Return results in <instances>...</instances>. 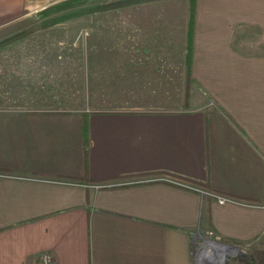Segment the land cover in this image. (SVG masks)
<instances>
[{
    "label": "crops",
    "instance_id": "0c3cea01",
    "mask_svg": "<svg viewBox=\"0 0 264 264\" xmlns=\"http://www.w3.org/2000/svg\"><path fill=\"white\" fill-rule=\"evenodd\" d=\"M48 1L0 0V40ZM170 4L125 14L128 38L156 44L99 34L89 61L46 41L0 45V264L43 251L54 264H196L195 249L213 260L210 238L236 250L264 237V0ZM75 69L98 109L70 107Z\"/></svg>",
    "mask_w": 264,
    "mask_h": 264
},
{
    "label": "rangeland",
    "instance_id": "374dc122",
    "mask_svg": "<svg viewBox=\"0 0 264 264\" xmlns=\"http://www.w3.org/2000/svg\"><path fill=\"white\" fill-rule=\"evenodd\" d=\"M63 0H52L48 2L36 3V4H28L27 10L30 11L31 20L29 25L23 27L18 30L19 33H13L18 35L14 38L6 40V38L1 39L2 44H20L24 43L25 45H33L40 44L46 42H50V44L55 46H63L67 49V55L70 59L74 60L73 62L77 63L81 60H76L81 58L84 53L86 55V60L89 61L90 55L89 51L91 50L90 46L99 44L98 35L104 34V37H112L113 43L117 46H125V45H142L145 44L144 41L149 40V44H156L157 40L155 38L153 32L150 33L148 38L142 37L140 32L133 33L134 37H127L129 30L132 29L131 24L128 25V20H126L127 9L132 7L131 5H138L141 2H146L150 6L155 2H164L168 0H133L127 4H121L115 7H108L106 9H86L88 7L99 6L102 2L113 1V0H71L72 5L69 7L56 9L53 11H46L50 6L57 2H61ZM184 0H177L178 5L170 4L171 11L179 12L181 9V2ZM192 3V0H189ZM130 6V7H129ZM176 7V8H174ZM85 10V12H83ZM46 11V12H45ZM145 11L149 12V8L145 5ZM79 12V13H78ZM78 13V14H77ZM65 15V17H61V19H56L57 17ZM35 21L33 22V19ZM130 23V22H129ZM111 30V35L109 31ZM179 31V30H177ZM33 33V34H32ZM132 34V33H131ZM130 34V35H131ZM136 34H138L136 36ZM154 35V36H153ZM181 38V34H179ZM102 44H110L111 41L109 39H105ZM0 44V45H2ZM182 44V41L179 40L176 44L178 47ZM177 50V51H176ZM89 54V55H88ZM167 60L172 64L176 62L178 67L181 68L179 62L181 61V54L178 52V49H175L174 53H170V58L167 57ZM73 69V68H71ZM71 78L68 82L69 87V104L70 107H78L87 109H98L93 100H90L88 95L84 96L83 94L78 95V85L74 84V81H77V69L75 71H71ZM87 83H89L88 77ZM178 82L179 79H175ZM172 81V80H171ZM79 82V81H78ZM180 82H185L180 79ZM184 87V85H182ZM185 91L187 93L186 97L189 96L190 104L195 102L194 89L189 86L188 81ZM188 86V87H187ZM88 85H86V88ZM91 88V85H89ZM178 84H169L166 86V89L179 88ZM190 87V89H189ZM172 98L179 97L178 94L171 93ZM182 95V94H181ZM184 95V91H183ZM200 98H198V102ZM175 100V99H173ZM176 101V100H175ZM197 101V99H196ZM100 109V108H99ZM212 239V238H210ZM215 241H219V239L213 238ZM211 247V245H210ZM210 249V248H209ZM196 251L195 249V260L196 264H200L204 261V264H213V262H209L207 258V250ZM212 257H217V253L222 254L218 256L216 262L214 264H264V237L253 241L247 242L242 245L240 248L236 246L235 249H223V248H212ZM211 255V254H210Z\"/></svg>",
    "mask_w": 264,
    "mask_h": 264
},
{
    "label": "trees",
    "instance_id": "16d2710c",
    "mask_svg": "<svg viewBox=\"0 0 264 264\" xmlns=\"http://www.w3.org/2000/svg\"><path fill=\"white\" fill-rule=\"evenodd\" d=\"M131 1H133V0L107 1V2H104V3L102 2L101 4H99V6H93V7L90 6V7L86 8V9H93V10L94 9H106L108 7H115V6H118V5H121V4H127V3L131 2ZM70 5H72L71 0H63L61 2H57V3L53 4V6H50L46 11H53V10H56V9L69 7ZM86 9H84L83 12H85ZM65 15L69 16L68 14H64V16L61 15V16L57 17L56 19H61V17L63 18V17H65ZM17 33H19V32H17ZM191 35H192L191 31L189 30V40L191 39ZM16 36H18V35H15V34H13L12 36L10 35L6 40L14 38ZM6 40H4V41H6ZM3 42L0 41V44H2ZM189 45H191V44H189ZM189 48H190V46H189Z\"/></svg>",
    "mask_w": 264,
    "mask_h": 264
},
{
    "label": "built area",
    "instance_id": "2783aa9c",
    "mask_svg": "<svg viewBox=\"0 0 264 264\" xmlns=\"http://www.w3.org/2000/svg\"><path fill=\"white\" fill-rule=\"evenodd\" d=\"M163 179H166L165 177H162ZM168 180V179H166ZM172 181V180H170ZM185 187L187 188H192V189H195V190H199L200 192H202L203 194L205 195H211L213 197H215L217 199L218 202L220 203H223L225 201L228 200V197L225 196V195H221V194H218L216 192H212V191H209V190H205L203 188H199V187H196L192 184H184ZM98 186V185H96ZM39 264H54V259H53V255L52 253L48 252V251H43L41 252L40 256H39Z\"/></svg>",
    "mask_w": 264,
    "mask_h": 264
},
{
    "label": "water",
    "instance_id": "95a60500",
    "mask_svg": "<svg viewBox=\"0 0 264 264\" xmlns=\"http://www.w3.org/2000/svg\"><path fill=\"white\" fill-rule=\"evenodd\" d=\"M210 241L211 242H218L219 243V241H213V240H211L210 239ZM220 245H222V248L223 249H228V250H231V249H234L235 248V246L234 245H232V244H228V243H225V242H222V243H219ZM216 262V260L215 261H213V264Z\"/></svg>",
    "mask_w": 264,
    "mask_h": 264
},
{
    "label": "bare ground",
    "instance_id": "6f19581e",
    "mask_svg": "<svg viewBox=\"0 0 264 264\" xmlns=\"http://www.w3.org/2000/svg\"><path fill=\"white\" fill-rule=\"evenodd\" d=\"M213 243V244H212ZM211 246H214V247H216L217 249L218 248H222V245H220L218 242H211ZM210 252V251H209ZM211 253V252H210ZM212 254V253H211ZM220 254V253H219ZM218 253L216 254V255H219ZM220 255H222V254H220ZM218 258L217 257H213V260L212 261H209V262H213V261H215V260H217Z\"/></svg>",
    "mask_w": 264,
    "mask_h": 264
},
{
    "label": "flooded vegetation",
    "instance_id": "af4514ba",
    "mask_svg": "<svg viewBox=\"0 0 264 264\" xmlns=\"http://www.w3.org/2000/svg\"><path fill=\"white\" fill-rule=\"evenodd\" d=\"M213 247H214V246H213ZM218 256H221V255L219 254V255H217V257H218Z\"/></svg>",
    "mask_w": 264,
    "mask_h": 264
}]
</instances>
